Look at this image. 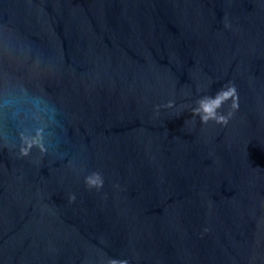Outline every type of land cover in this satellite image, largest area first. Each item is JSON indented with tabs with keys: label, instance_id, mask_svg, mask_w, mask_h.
Wrapping results in <instances>:
<instances>
[{
	"label": "water",
	"instance_id": "obj_1",
	"mask_svg": "<svg viewBox=\"0 0 264 264\" xmlns=\"http://www.w3.org/2000/svg\"><path fill=\"white\" fill-rule=\"evenodd\" d=\"M0 264H264V0H0Z\"/></svg>",
	"mask_w": 264,
	"mask_h": 264
},
{
	"label": "clouds",
	"instance_id": "obj_2",
	"mask_svg": "<svg viewBox=\"0 0 264 264\" xmlns=\"http://www.w3.org/2000/svg\"><path fill=\"white\" fill-rule=\"evenodd\" d=\"M229 98L233 99V107H238L236 101V92L235 87L228 89L227 91H224L223 89L215 94L214 97H207L204 100H201L199 102L200 107L193 110V115H200L201 121L206 123L209 119L216 120L217 123L226 124L227 119L220 115H217L216 109L220 108L222 106V103ZM172 103L169 102L168 107H171ZM201 111L204 113V115H201ZM27 154L26 152L24 153ZM92 176L96 177V179H92L91 177L86 178V184L89 187H96L100 188L102 187V180L101 177L98 174H93ZM74 199V197H73Z\"/></svg>",
	"mask_w": 264,
	"mask_h": 264
}]
</instances>
